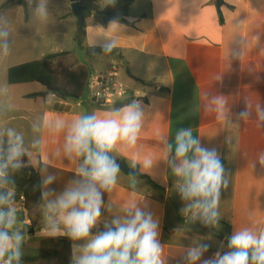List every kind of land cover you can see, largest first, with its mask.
<instances>
[{"label":"crops","instance_id":"1","mask_svg":"<svg viewBox=\"0 0 264 264\" xmlns=\"http://www.w3.org/2000/svg\"><path fill=\"white\" fill-rule=\"evenodd\" d=\"M11 2L0 8L1 16L11 11ZM107 5L108 0H100L101 9ZM126 20H114L125 26L121 31L117 25L109 27L113 21L104 25L100 17L90 14L85 18V34L80 43L75 40L77 33L55 32L52 35L57 39L49 44L52 48L42 50L38 60L67 52L65 62L86 68L90 76L106 74L118 62L119 78L134 95L125 104L140 100L148 113L138 141L142 154L162 155L160 137L169 136L173 141L178 128H191L203 146L218 151L230 175L229 187L221 193L219 226L204 228L196 222L203 229H189V239L180 235L184 227L188 229L186 217L181 214L184 202L175 190V177L163 162L151 172L138 164L136 169L142 177L137 178L135 189L131 187V176L121 171L117 186L105 195L104 218L119 215L122 206L131 199H146L160 218L166 264H182L180 253L195 243L191 238L204 237L211 239L209 242L227 244V237L236 229L256 222L264 227V167L255 162L264 152V128L258 126L256 119V106H264V0H222L221 5L218 0H134ZM113 36L117 41L115 47L104 52ZM233 48H240L239 59L230 56ZM35 83L15 85L20 90L18 98L9 103L4 122V127H12L25 136L27 143L29 127L16 125V115L31 126L41 117L60 115L71 121L78 115L107 113L123 106L116 107L119 102L97 104L88 98L63 100L54 94L32 98L29 95L46 90ZM215 96H223L227 101V119L212 110L210 100ZM247 102L252 116L242 120L239 113L247 109ZM38 135L43 142L39 150L27 144L32 164L36 160L41 164L50 160L63 144L62 134L52 136L41 130ZM132 151L121 149L113 154L131 167ZM75 168L74 161L51 159L49 171L58 179L49 189L62 192ZM40 175L42 179L41 172ZM18 217L24 231L35 224V234L25 236L24 255H36L34 251L38 248L31 249V245L37 239L66 236L42 231L43 218L38 206ZM102 226L101 223L93 229V234ZM216 247L214 243L205 258Z\"/></svg>","mask_w":264,"mask_h":264},{"label":"clouds","instance_id":"2","mask_svg":"<svg viewBox=\"0 0 264 264\" xmlns=\"http://www.w3.org/2000/svg\"><path fill=\"white\" fill-rule=\"evenodd\" d=\"M116 0H108L115 4ZM34 0H27L32 7ZM50 0H38L34 11L41 20L49 15ZM6 22L0 21V55L10 52L9 31ZM121 31L124 25L117 21ZM115 36L104 46L110 52L116 45ZM240 48H233L230 56L240 58ZM7 94V88H0ZM211 101L213 111L228 113L227 101L215 96ZM247 109L239 113L242 120L252 116ZM148 115L140 100L133 99L110 112H92L74 117L71 121L60 115L41 117L31 124L37 134L30 142L31 149L39 150L42 140L38 135L46 130L52 136L63 135V144L51 159L63 158L76 162L74 176L62 192L55 193L49 186L57 176L49 171L51 159L41 164L34 161L43 176L40 208L42 231L55 235L62 233L73 241L71 264H166L164 244L161 243L160 218L152 211L146 199H131L122 206L119 215L104 218L105 195L111 194L118 183L120 164L114 152L132 151L131 168L139 164L146 172L163 162L175 177V190L184 202L181 214L186 221L199 222L217 228L221 219L219 205L222 190H227L230 175L215 148L201 144L191 128H178L174 140L161 136L163 153L142 154L138 141ZM227 119V118H226ZM256 119L264 128V106H256ZM29 147L24 136L12 127L0 128V264H21L25 231L16 207L14 174L26 167L24 157ZM255 162L264 167V152ZM131 187L136 188V173H130ZM103 224V230L93 234V229ZM180 233L189 239V229ZM195 243L180 253L182 264H264V227L259 222L236 229L227 237V244L204 237H194ZM217 247L206 257L213 244Z\"/></svg>","mask_w":264,"mask_h":264},{"label":"trees","instance_id":"3","mask_svg":"<svg viewBox=\"0 0 264 264\" xmlns=\"http://www.w3.org/2000/svg\"><path fill=\"white\" fill-rule=\"evenodd\" d=\"M18 1L24 5L27 3L26 0ZM99 2L100 0H80L81 6L86 10L85 18L94 13L101 18L104 25L114 20L128 22L126 17L130 13L134 0H116L114 5L108 4L103 9L100 8ZM218 4L221 5L222 0H218ZM85 26L84 20L75 37L78 43L85 34ZM68 54L67 52L49 54L40 60L12 66L8 70V81L12 85L31 82L42 84L46 90L29 95L32 98L54 94L63 100H84L88 98L87 83L90 74L84 67H72L67 64L63 58ZM117 161L120 160L117 159ZM24 162L26 167L14 174L16 200L24 196L25 209L29 211L41 203L42 179L38 168L33 166L29 153L24 157ZM148 180L155 185L153 181ZM227 227V233H229L228 224ZM102 230L103 226L98 231ZM34 234L35 224L33 223L25 231V236ZM37 241L39 242L38 253L34 256L24 255L21 264H71L72 242L67 236H47Z\"/></svg>","mask_w":264,"mask_h":264},{"label":"rangeland","instance_id":"4","mask_svg":"<svg viewBox=\"0 0 264 264\" xmlns=\"http://www.w3.org/2000/svg\"><path fill=\"white\" fill-rule=\"evenodd\" d=\"M11 1L0 0V8L10 4ZM36 2L38 0H34L31 7L27 3L24 5L20 4L18 0H14L11 2L13 4L11 11L2 16L0 15V21L6 22L5 26L9 31L10 41L9 54L7 56L0 55V88H7V94H0V128L5 126L4 122L8 118L7 110L9 103H14L20 91L17 88L18 84L16 87L8 81L9 68L18 64L38 60L42 50H50L52 48L49 44L57 39L54 38L53 33L78 34L80 29L79 18L71 5L72 0H50L49 15L45 20L38 18L34 11ZM19 33L21 34L19 35ZM77 51L80 50L77 49ZM35 84L41 85L40 83ZM16 116V121H14L16 125L23 124L21 126L23 129L26 126L29 127L26 128L29 135H27L25 130H21L20 132H23V134L26 133L28 143H30V138L35 136L31 126L26 125V122L21 120L19 115ZM24 138L26 139L25 136ZM25 143L26 145L28 144L27 142ZM16 207L17 213L25 216L28 210L24 209L25 205L22 203V200H16ZM31 246V249L34 247L39 249V242L34 241ZM31 249L28 248L27 250ZM38 249L33 251L37 254Z\"/></svg>","mask_w":264,"mask_h":264},{"label":"built area","instance_id":"5","mask_svg":"<svg viewBox=\"0 0 264 264\" xmlns=\"http://www.w3.org/2000/svg\"><path fill=\"white\" fill-rule=\"evenodd\" d=\"M87 85L88 99L97 104L114 105L117 102H127L134 96L119 78L118 62L113 63L108 73L90 76ZM20 200L24 204L25 197L21 196Z\"/></svg>","mask_w":264,"mask_h":264},{"label":"water","instance_id":"6","mask_svg":"<svg viewBox=\"0 0 264 264\" xmlns=\"http://www.w3.org/2000/svg\"><path fill=\"white\" fill-rule=\"evenodd\" d=\"M12 1H14V0H12ZM72 7L74 8V11L79 18V26L81 27L84 23V20H85L86 10H85V8H83L81 6L79 0H72ZM124 104H125V102H119V103H117L116 107H120ZM119 164L121 167V171L123 173H125L126 175H129L130 173H136V178L142 177L140 172L137 169H132L125 161H120ZM186 227L188 229H199V230L203 229V227L198 225L196 222L193 223L190 220H187ZM23 256H24V249L22 250L21 261H22Z\"/></svg>","mask_w":264,"mask_h":264}]
</instances>
